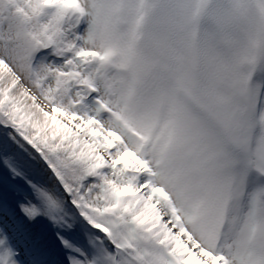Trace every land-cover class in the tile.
Masks as SVG:
<instances>
[{
    "label": "snow or ice",
    "instance_id": "1",
    "mask_svg": "<svg viewBox=\"0 0 264 264\" xmlns=\"http://www.w3.org/2000/svg\"><path fill=\"white\" fill-rule=\"evenodd\" d=\"M79 3L0 0V264H108L125 238L157 264H217L81 71L100 53L69 42Z\"/></svg>",
    "mask_w": 264,
    "mask_h": 264
},
{
    "label": "bare ground",
    "instance_id": "2",
    "mask_svg": "<svg viewBox=\"0 0 264 264\" xmlns=\"http://www.w3.org/2000/svg\"><path fill=\"white\" fill-rule=\"evenodd\" d=\"M121 1L80 0L75 11L81 17L85 13L80 27L88 29L81 30L77 48L108 47L115 53V47L134 43L140 59L149 53L155 94H145L137 107L153 149L140 159L178 220L201 225L215 239L217 264L221 257L223 264H264V186L247 175L264 159V104L257 105L261 92L264 98V46H256L248 58L247 78L246 69H235L237 57L228 63L233 70L200 65L201 44L216 59L215 41L221 36L232 43L239 34L235 27L263 41L264 12L256 8L260 4L264 10V0H249L244 8L231 0H216L207 8V0H133L120 9ZM126 63L118 72L128 78L131 65Z\"/></svg>",
    "mask_w": 264,
    "mask_h": 264
},
{
    "label": "rangeland",
    "instance_id": "3",
    "mask_svg": "<svg viewBox=\"0 0 264 264\" xmlns=\"http://www.w3.org/2000/svg\"><path fill=\"white\" fill-rule=\"evenodd\" d=\"M105 3L107 0H103ZM216 0H207L205 7L207 8L211 3ZM228 1V0H227ZM235 1L236 5L239 4L241 7H245V0H231V3ZM143 3V0L140 1ZM129 6L133 4V0H122L120 4V9L124 8V6ZM259 12H264L261 8L260 4L256 8ZM120 13V12H117ZM263 17V16H262ZM264 18V17H263ZM122 22L124 20L119 18ZM69 20L71 17L69 16ZM82 21V20H81ZM234 21V19H231ZM117 22V21H116ZM116 22L113 26L116 25ZM83 23V22H82ZM228 23V20H227ZM263 24V32L262 37L263 41H254V34H244L237 30V27L233 29L234 34L237 32L238 38L233 40L232 43H228L223 40L221 36L215 41V46H217V54L215 59V53L206 51L205 46L201 44L200 51V65L203 70H206L210 64H214L216 68L228 67L233 70V66L228 63L234 57L239 58V64L235 67V69H246L245 70V78H247V60L251 56L252 52L255 51L256 46L261 48L264 46V21ZM125 26V22L123 23V27ZM68 25H65V30ZM79 26V31L76 33L79 37L81 30L86 29ZM261 28V26H260ZM240 34L243 36L241 37ZM79 40H70L72 46L77 47ZM131 48L126 45V43L121 44L119 48L115 47V53L112 50H109L108 47L104 49H99L97 52L100 53L99 58L95 59L94 57H88L85 61L82 62L81 71L85 73L86 79L90 81V87L95 93H98V99H100L103 107L106 109L108 116L111 118V122L115 124V120L118 122V126L116 127L121 136L123 137L124 142L131 147L139 156V158L143 157L144 152L150 151L152 146L145 139L147 137V132L143 130L142 126L139 125V114L141 113V109L137 107V105L141 102L140 99L147 94L151 95L152 87L154 86V72L152 71V61L150 59L149 53L143 55L144 59H140L141 50L136 44L130 43ZM118 49V50H117ZM91 50V49H90ZM144 50H142L143 52ZM111 53L117 56V59L111 60ZM105 54L107 56H105ZM254 54V53H253ZM110 56V58H109ZM264 56V51H263ZM126 59L130 61L131 65V74L128 78L124 77L118 72V69L123 66H127ZM139 62V69H138ZM96 64V66H95ZM108 65V70H106L105 65ZM110 67H112L113 72L110 71ZM257 78V77H255ZM260 81V78H257ZM98 86V92L93 85ZM96 86V87H97ZM264 90V85L262 86ZM256 93V89L254 88ZM261 92L260 94H262ZM155 94V92H154ZM113 95V98L110 99V96ZM257 93L255 94L254 99L256 98ZM110 99V100H109ZM264 100V98H263ZM236 101L241 103L242 98L240 93H236ZM264 104V101H263ZM124 108L126 111H124ZM122 129H127L128 132L124 133ZM170 148V147H169ZM170 150V149H169ZM169 150L167 152H169ZM156 152V151H154ZM160 162L164 163L166 160V155L162 154L159 157ZM258 167L264 170V159L257 162ZM163 167V166H162ZM215 220L211 222L214 223ZM179 222L183 225L184 229L188 232L189 238L196 241L197 243L207 246L211 250H216L215 239L212 241V235L207 236V234L203 233V227L197 224L188 223L185 220ZM215 234L217 233L216 227ZM130 241H127L125 238V243L122 245H118L117 249L111 250L105 247V255L109 257L110 260L108 264H157L159 260L163 258L162 253L159 249L154 246L148 245L146 243H141L139 241L132 242L135 247L129 246L127 248Z\"/></svg>",
    "mask_w": 264,
    "mask_h": 264
}]
</instances>
